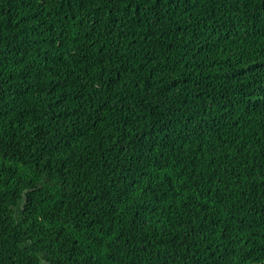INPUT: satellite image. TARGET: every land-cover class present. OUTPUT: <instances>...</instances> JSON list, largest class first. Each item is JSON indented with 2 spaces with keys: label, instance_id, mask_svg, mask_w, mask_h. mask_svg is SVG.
<instances>
[{
  "label": "trees",
  "instance_id": "16d2710c",
  "mask_svg": "<svg viewBox=\"0 0 264 264\" xmlns=\"http://www.w3.org/2000/svg\"><path fill=\"white\" fill-rule=\"evenodd\" d=\"M0 264H264V0H0Z\"/></svg>",
  "mask_w": 264,
  "mask_h": 264
}]
</instances>
